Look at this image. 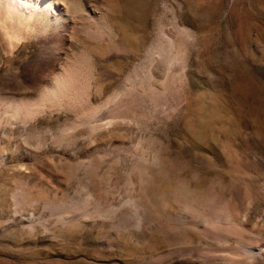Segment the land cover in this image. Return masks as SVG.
<instances>
[{
  "label": "rangeland",
  "instance_id": "374dc122",
  "mask_svg": "<svg viewBox=\"0 0 264 264\" xmlns=\"http://www.w3.org/2000/svg\"><path fill=\"white\" fill-rule=\"evenodd\" d=\"M58 2L0 0V264H264V0Z\"/></svg>",
  "mask_w": 264,
  "mask_h": 264
},
{
  "label": "bare ground",
  "instance_id": "6f19581e",
  "mask_svg": "<svg viewBox=\"0 0 264 264\" xmlns=\"http://www.w3.org/2000/svg\"><path fill=\"white\" fill-rule=\"evenodd\" d=\"M9 5L20 7V13L25 16H34L42 20H50L51 16H55L54 13L62 10L58 0H9Z\"/></svg>",
  "mask_w": 264,
  "mask_h": 264
}]
</instances>
